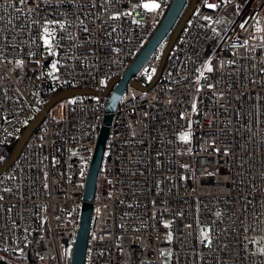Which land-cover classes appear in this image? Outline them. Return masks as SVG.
Wrapping results in <instances>:
<instances>
[{
    "label": "built area",
    "instance_id": "obj_1",
    "mask_svg": "<svg viewBox=\"0 0 264 264\" xmlns=\"http://www.w3.org/2000/svg\"><path fill=\"white\" fill-rule=\"evenodd\" d=\"M151 2L0 0V143L47 95L95 91L55 102L0 174V251L70 264L102 91L170 1ZM108 127L84 264H264V0H197Z\"/></svg>",
    "mask_w": 264,
    "mask_h": 264
},
{
    "label": "water",
    "instance_id": "obj_2",
    "mask_svg": "<svg viewBox=\"0 0 264 264\" xmlns=\"http://www.w3.org/2000/svg\"><path fill=\"white\" fill-rule=\"evenodd\" d=\"M196 2L197 0H170L153 33L128 64L122 76L112 78L102 91L104 95L108 96V101L105 109L103 125L99 131L86 173L85 188L83 193L85 201L80 211L79 229L72 243L70 264H84L85 261L87 239L93 208L91 201L94 198L97 186L104 147L109 132L108 125L111 122L113 111L116 109L119 99L126 89L128 82L141 90H148L156 83L162 73L169 51L177 40L186 21L190 17ZM167 36L168 38L159 57L152 79L145 85L138 83L135 79H133V76L141 68L147 58L158 49ZM94 92V90L87 88H69L55 93L44 104L43 109L39 110L36 115L23 127L22 131L17 136L15 143L10 149L9 156L0 164V174H2L17 157L25 141L29 138L34 129L41 124L46 112L55 102L62 98L83 96Z\"/></svg>",
    "mask_w": 264,
    "mask_h": 264
},
{
    "label": "trees",
    "instance_id": "obj_3",
    "mask_svg": "<svg viewBox=\"0 0 264 264\" xmlns=\"http://www.w3.org/2000/svg\"><path fill=\"white\" fill-rule=\"evenodd\" d=\"M170 1V0H169ZM168 36L164 39V41L160 44L158 49L155 51V54H157L158 59L162 53L163 47L166 43ZM52 97V95H47L45 98L47 101ZM37 113V112H36ZM35 112H33L28 118L23 123V127L28 123L35 115ZM21 130L15 131L12 135L7 137L5 140H3L0 143V164L6 160V158L9 156L10 149L12 148L13 144L15 143L17 136L19 135ZM101 173H99L98 180H97V186L99 187L101 183ZM3 252V253H1ZM14 257H18L20 259L24 258L26 260H29L27 263H32V264H48L47 260H42L37 258L34 255L33 248H32V243L30 242L27 244L24 248H22L18 252H4L0 251V264H17V260ZM18 259V260H20Z\"/></svg>",
    "mask_w": 264,
    "mask_h": 264
},
{
    "label": "rangeland",
    "instance_id": "obj_4",
    "mask_svg": "<svg viewBox=\"0 0 264 264\" xmlns=\"http://www.w3.org/2000/svg\"><path fill=\"white\" fill-rule=\"evenodd\" d=\"M164 13V12H163ZM163 15V14H162ZM162 17V16H161ZM6 63H7V65L9 66V67H12V66H15V65H17L18 64V62H16V61H14V62H12V61H10V60H6L5 61ZM30 116V115H29ZM22 129H23V126H21L20 128H19V130H21L22 131ZM20 131V132H21ZM102 182V181H101ZM100 185H101V183H100ZM99 185V186H100ZM1 253H3V252H1ZM16 260H17V264H30V263H27L29 260H26V259H24V258H22V259H20V258H18V257H14ZM18 259H20V260H18ZM32 264V263H31ZM164 264H172V261H171V254L168 252V253H166V254H164Z\"/></svg>",
    "mask_w": 264,
    "mask_h": 264
},
{
    "label": "snow or ice",
    "instance_id": "obj_5",
    "mask_svg": "<svg viewBox=\"0 0 264 264\" xmlns=\"http://www.w3.org/2000/svg\"><path fill=\"white\" fill-rule=\"evenodd\" d=\"M143 7H145L146 9H149V10H154L156 8H159L160 5L155 3L154 0H153V2H151V3L144 4ZM209 7H213L214 8V7H216V5H209ZM46 42H47V40H46ZM53 67H55V66H53ZM182 138H186V137H182Z\"/></svg>",
    "mask_w": 264,
    "mask_h": 264
},
{
    "label": "bare ground",
    "instance_id": "obj_6",
    "mask_svg": "<svg viewBox=\"0 0 264 264\" xmlns=\"http://www.w3.org/2000/svg\"><path fill=\"white\" fill-rule=\"evenodd\" d=\"M36 113V112H35Z\"/></svg>",
    "mask_w": 264,
    "mask_h": 264
}]
</instances>
